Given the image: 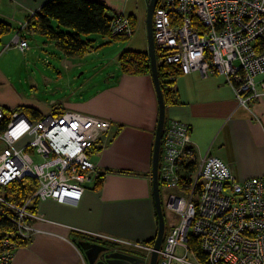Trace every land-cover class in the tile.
<instances>
[{"label":"built area","instance_id":"2783aa9c","mask_svg":"<svg viewBox=\"0 0 264 264\" xmlns=\"http://www.w3.org/2000/svg\"><path fill=\"white\" fill-rule=\"evenodd\" d=\"M128 22L117 16L114 35L128 34ZM153 31L159 67L170 75H221L242 104L264 95V0H160ZM14 45L24 52L28 41L17 36ZM110 127L72 111L35 121L21 109L0 108V264H16L18 250L39 235L36 224L45 218L34 202H79L98 179L91 151ZM191 132L168 118L160 178L180 188L167 203L180 224L167 236L158 264H264V176L239 182L210 153L196 159ZM30 177L38 186L27 201L8 197L7 187ZM102 239L143 250L148 259L154 252L153 245Z\"/></svg>","mask_w":264,"mask_h":264},{"label":"crops","instance_id":"0c3cea01","mask_svg":"<svg viewBox=\"0 0 264 264\" xmlns=\"http://www.w3.org/2000/svg\"><path fill=\"white\" fill-rule=\"evenodd\" d=\"M49 1L0 0V21L19 27L1 39L0 59L13 47L18 49L14 45L18 33L28 41V37H35L36 45L29 41V50L42 48V43L56 48L54 42H42L46 38L41 34L20 30V24ZM125 2L112 0L108 4H112L109 7L114 14L127 15ZM136 47L148 52L143 35ZM174 90L180 104L171 111L168 108V118L171 113L191 127L196 159L210 153L223 161L239 182L264 176V95L242 104L223 76L204 77L200 73L180 76ZM85 92L61 97L48 107L41 99L18 92L6 67L0 65V108L31 109L41 115L74 111L111 123L103 137L105 147L91 156L100 176L86 185L79 202H40L38 212L48 222L36 224L43 234L18 250L17 264H88L76 236L96 242L105 241L99 238L106 236L139 244L157 237L159 221L151 176L159 101L152 76L123 74L121 87L92 96Z\"/></svg>","mask_w":264,"mask_h":264},{"label":"rangeland","instance_id":"374dc122","mask_svg":"<svg viewBox=\"0 0 264 264\" xmlns=\"http://www.w3.org/2000/svg\"><path fill=\"white\" fill-rule=\"evenodd\" d=\"M97 1L104 3L108 7L109 5H112L110 3L108 4V1L112 0ZM124 9H126L127 15L123 13L116 15L119 17L124 16L129 20V30L126 32H128V35L131 36L133 29H135L137 33H135V37L129 36V39L128 37H125L128 40L124 39L122 42L96 35H92L89 38L84 37V40L89 39L94 41L96 50L92 54L81 59L76 57H66L58 49V47H46L43 45V43L41 44L42 48L36 51L32 49L29 50V41L31 46L36 44L35 37H28L29 41L27 40L28 48L26 51L22 52L20 48L15 49L13 47L11 51L5 53L2 56L0 59V65L4 69L6 67V71L11 77V83L18 92L23 95L30 94L32 97L41 99L48 107H52V103H55L61 97H72L81 91H86L84 95L92 96L96 95V93H99L98 91L101 92L114 86L120 85L121 87L123 72L121 70L120 58L122 57V54L127 51H138L136 45L140 39V35H143V38H146L147 40V0H126L124 3ZM36 13L38 12H32L28 21L20 24L21 31L28 29V22L35 16ZM130 16H135L138 18L139 24H137V26H133V21L129 19ZM10 25L13 28V32L15 29L16 31L19 29V27L14 29L15 25ZM113 32L114 30L112 29V33ZM17 36L20 37V34L18 33ZM42 42L50 44L52 41L42 39ZM132 42L134 43L132 44ZM117 53H120L119 57ZM179 77L180 76H176L175 80L177 81ZM172 108L175 107H170L169 110L171 111ZM21 110L24 111L23 109ZM6 111L9 112L8 110ZM65 112L68 111H63L61 113L52 112L51 114L56 117H60L63 116ZM42 118H44V115H42L38 120L40 121ZM171 120L179 121L174 119L173 115L170 113L169 121ZM103 137L100 138L97 146L92 149L91 156L96 151H100L105 147L103 143ZM36 161L42 162L43 160L40 156H37ZM192 177L194 178L195 175ZM179 192V187H173L166 184L162 185L161 188V199L164 215L166 218V235H169L173 229L180 224L179 215L167 207L169 196L173 194H179ZM101 237L104 238L106 236ZM102 238L99 239L102 240ZM118 244L121 243H116L114 245L122 249L130 250L143 255L145 254L143 250L133 249L129 246H122ZM176 255L182 257L184 255V251L179 248L176 252ZM174 264L179 263L174 262Z\"/></svg>","mask_w":264,"mask_h":264},{"label":"trees","instance_id":"16d2710c","mask_svg":"<svg viewBox=\"0 0 264 264\" xmlns=\"http://www.w3.org/2000/svg\"><path fill=\"white\" fill-rule=\"evenodd\" d=\"M116 17L117 15L114 14L111 8L97 0H50L29 20L27 27L29 31L39 33L47 40L54 42L56 47L66 57L85 58L95 52L96 48L93 40H84V37L89 38L92 35H96L120 42L126 39L125 37L129 39L130 35L128 34L114 35L112 33ZM129 19L133 21V26L139 24L137 17L130 16ZM12 33L13 28L9 23L0 22V41L3 37ZM135 33L136 31L133 29L131 36L135 37L137 34ZM157 57L159 61L161 55L158 49ZM120 62L123 74L138 76L152 74L148 52H124ZM168 72L169 68L165 66L159 67L165 103L167 108L177 107L180 104V99L178 93L174 90L176 80L173 77L179 76V72L171 75ZM25 113L30 120H38L42 116L39 112L31 109H26ZM193 170L194 167H191L192 172ZM101 180L102 176L97 181V186L100 185ZM160 182L161 189L164 183L161 180ZM35 189V181L26 179L22 184L16 183L7 187L6 193L13 200H16V197L24 200ZM76 238L77 241L79 239L80 241L87 240H81L83 239L81 236H76ZM154 241L151 240L146 244L154 245ZM189 241L197 247V252L199 253L198 241L192 238Z\"/></svg>","mask_w":264,"mask_h":264},{"label":"water","instance_id":"95a60500","mask_svg":"<svg viewBox=\"0 0 264 264\" xmlns=\"http://www.w3.org/2000/svg\"><path fill=\"white\" fill-rule=\"evenodd\" d=\"M159 1L160 0H147V19H146L148 55L150 57L152 78L159 101V118H158V126L155 136L154 150H153L152 176H151L153 196L155 199L159 227H158L157 237L153 245L154 252L151 256L150 264H158L159 254L161 252L164 243L165 233H166V218L163 211L161 189H160L161 186L160 161H161V152H162V142L168 120V108L165 103L164 94L159 76L157 48L154 40V31H153V16ZM78 246L85 253L88 264H111L108 262L104 263L102 261H99L101 254L107 251V248H105L104 246H101L96 243H92L89 240L79 241ZM111 257L119 260L120 263L123 264H135L138 262L139 264L145 263L144 261H140V260L136 261L135 258L124 254L111 255Z\"/></svg>","mask_w":264,"mask_h":264},{"label":"flooded vegetation","instance_id":"af4514ba","mask_svg":"<svg viewBox=\"0 0 264 264\" xmlns=\"http://www.w3.org/2000/svg\"><path fill=\"white\" fill-rule=\"evenodd\" d=\"M165 236H167L166 233H165ZM90 241L92 243H96V244H99V245L104 246L105 248H107V251L101 254L100 260H99V261H102L104 263L108 262V263H111V264H123V263H120L119 260L112 258L111 255L124 254V255H128V256H131V257L135 258L136 261L137 260L138 261L139 260L140 261H144L145 263H143V264H150L151 258L148 259L146 253L143 255V254H140V253H137V252H133V251H130V250L122 249L120 247L113 246L112 244H109V243H107L105 241H102V242H96V241H93V240H90ZM164 242H165V238H164ZM133 249H135V248H133ZM135 264H139V262L135 263Z\"/></svg>","mask_w":264,"mask_h":264},{"label":"bare ground","instance_id":"6f19581e","mask_svg":"<svg viewBox=\"0 0 264 264\" xmlns=\"http://www.w3.org/2000/svg\"><path fill=\"white\" fill-rule=\"evenodd\" d=\"M25 38V37H24ZM26 39V38H25ZM80 114H82V113H80ZM48 115V114H47ZM83 115H86V114H83ZM89 116V115H88ZM30 180H33V181H35V183H36V185L38 186V182L36 181V180H34L32 177H30L29 178ZM28 179V180H29ZM25 180H22L21 182H20V184H22L23 182H24ZM31 197V194L29 195V197H27V198H25L24 200H20L18 197H16V200H18V201H20V202H25V201H27L29 198ZM40 202H43V201H36V202H34V207H36L37 208V210H38V207H39V204H40ZM41 222H43V223H47L48 221L47 220H43V221H41ZM39 234H43V230H41V229H39V232H38ZM168 236V235H167ZM167 236H165V240H166V238H167ZM165 243V242H164ZM164 243H163V246H164ZM28 244V243H27ZM27 244L26 245H24V246H27ZM136 244H139V243H136ZM143 245H146V246H152V245H147V244H143ZM163 246H162V248H163ZM23 247V246H22ZM162 250V249H161ZM159 261V260H158ZM17 264V263H16Z\"/></svg>","mask_w":264,"mask_h":264}]
</instances>
